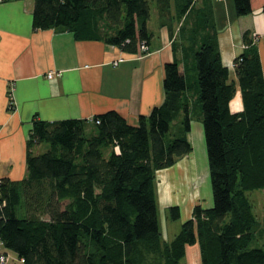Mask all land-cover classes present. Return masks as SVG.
<instances>
[{"label": "trees", "instance_id": "obj_1", "mask_svg": "<svg viewBox=\"0 0 264 264\" xmlns=\"http://www.w3.org/2000/svg\"><path fill=\"white\" fill-rule=\"evenodd\" d=\"M156 1L160 13L169 6V0ZM151 2L34 0L33 27L68 29L76 38L138 53L140 44L148 48ZM193 2L185 0L180 13L196 9L198 15ZM234 5L243 15L264 6V0H234ZM192 36L186 53L198 85H188L177 59L167 62L165 100L140 114L137 123L116 109L52 122L34 115L25 176L0 177V243L23 264H180L186 246L194 243L202 264H264V215L257 216L250 196L264 189L258 37L249 29L242 34L244 49L234 59L236 82L222 62L215 25L196 24ZM238 89L243 108L233 111L230 101ZM9 94L12 99L10 89ZM194 111L204 125L213 205L197 202L167 238L157 172L192 150L188 131ZM43 142L49 147L35 152ZM168 216L180 219L179 205H170Z\"/></svg>", "mask_w": 264, "mask_h": 264}, {"label": "crops", "instance_id": "obj_2", "mask_svg": "<svg viewBox=\"0 0 264 264\" xmlns=\"http://www.w3.org/2000/svg\"><path fill=\"white\" fill-rule=\"evenodd\" d=\"M183 2L169 0L168 8L160 13L158 2L152 0L148 51L140 54L100 39L76 38L68 29H35L34 0H0V177L17 180L25 176L34 115L52 122L91 118L116 109L130 123H137L140 114H149L165 100V65L175 59L189 78L188 85H198L193 61L186 53L193 46L196 24L208 20L215 25L222 62L229 69L230 80L236 82L234 59L244 49V30H251L258 37L264 74V6L238 15L234 0H209L211 7H205L204 0H194L197 15L196 9L180 13ZM49 71L54 75L48 76ZM10 100L13 108H9ZM230 106L233 111L243 108L239 89ZM191 118L188 139L192 150L157 172L158 207L163 210L167 238H171L170 205H179L182 221L191 216L197 202L213 205L204 125L196 111ZM172 231L176 233V228ZM0 252L7 255L5 264H23L16 252L1 243ZM180 264H202L198 243L186 246Z\"/></svg>", "mask_w": 264, "mask_h": 264}, {"label": "rangeland", "instance_id": "obj_3", "mask_svg": "<svg viewBox=\"0 0 264 264\" xmlns=\"http://www.w3.org/2000/svg\"><path fill=\"white\" fill-rule=\"evenodd\" d=\"M48 145L49 144L47 142H43V143H41V146H36L35 150L37 152H43L44 150H46L49 147ZM250 196H251V199L254 202L256 214L261 219L262 216L264 215V189H255V190L250 192ZM158 210H159V214L161 216V223L163 224L164 223L163 210H162V207L160 205L158 207ZM168 218L170 219V222H168V226H170V235H171V238H172L174 236V234H175L172 231L173 227L176 228L175 232H178L180 227H181V224H182V222L184 220L182 221L181 218L180 219H173V218H170L169 216H168ZM168 218L166 217V220ZM171 221H173V223H174L173 227L171 226ZM7 264H9V263H7Z\"/></svg>", "mask_w": 264, "mask_h": 264}, {"label": "built area", "instance_id": "obj_4", "mask_svg": "<svg viewBox=\"0 0 264 264\" xmlns=\"http://www.w3.org/2000/svg\"><path fill=\"white\" fill-rule=\"evenodd\" d=\"M147 51H148L147 46L144 43L140 44V49L138 53L143 54L146 53ZM118 60H116L114 63H117ZM52 75H54V71H49L48 76H52ZM6 261H7V255L3 252H0V264H5Z\"/></svg>", "mask_w": 264, "mask_h": 264}]
</instances>
